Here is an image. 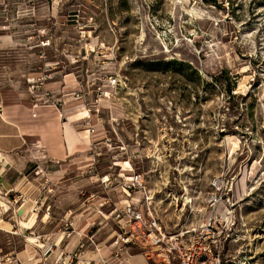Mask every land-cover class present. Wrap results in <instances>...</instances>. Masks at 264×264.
Masks as SVG:
<instances>
[{"label":"rangeland","instance_id":"374dc122","mask_svg":"<svg viewBox=\"0 0 264 264\" xmlns=\"http://www.w3.org/2000/svg\"><path fill=\"white\" fill-rule=\"evenodd\" d=\"M0 13L2 95L39 104L33 133L50 153L63 157L66 123L82 140L60 167L39 148L0 158V264L37 249L17 220L46 204L54 219L81 209L77 224L66 214L65 236L87 242L71 264L115 249L127 205L166 234L211 225L224 260L264 264V0H0Z\"/></svg>","mask_w":264,"mask_h":264},{"label":"crops","instance_id":"0c3cea01","mask_svg":"<svg viewBox=\"0 0 264 264\" xmlns=\"http://www.w3.org/2000/svg\"><path fill=\"white\" fill-rule=\"evenodd\" d=\"M8 38L9 36L2 37L0 35V50ZM10 88H13L14 91H10V95H8L10 97H8L6 94L2 95V87L0 86V158L5 160L4 158L6 157H9L10 159L12 157L13 159L14 156L16 157L15 159L19 160V154L21 155L24 153V156H26L24 157V162H27L28 159L32 160L35 159L36 156H39L40 152H35V149L39 148L43 153L41 155L45 158L47 168H53L56 167V165L59 167L64 166L66 163H75L79 158L78 153L80 152L79 150L82 144L81 132H77L74 127L71 126V122L62 125L61 143L63 149L61 155L63 157L61 158L58 156L59 153L56 152L50 153V150L57 151L56 147H54V142L49 140V143L44 145L40 141V138L33 133L35 125L32 123V111L34 110V107L39 106V104H31L32 102H30L27 97H22L21 94L16 92L15 87ZM49 107H51L52 114H55L56 111H59L60 113L63 111H60L57 102L49 104ZM10 168H12L15 173L17 172V175H22V169H19L20 167H18V165H10ZM72 178L73 177H71V179ZM5 184L8 185L7 182H5ZM50 208L51 206L49 204L43 206V216L41 219L37 218L35 220L34 216L36 215L30 212L32 209H29L30 214L28 212L29 216L27 215L26 220H17V225H21V228L25 230L27 233L26 235H28L25 241L28 242L31 248H37L36 250L24 248V250L19 253L20 259H18L20 264L32 262L34 264H40L42 261L46 264V262L53 263L55 260H57L56 264H58L63 256L73 257L76 255L77 259L85 256L86 250H83V244H86L87 242L83 240L81 234L72 233L69 236H65V233H67L65 232L66 224L69 222V217L66 214L72 212L73 216L70 219H72L73 222L71 223L77 224L75 218H81L80 207L62 206L60 208L61 210L59 209L61 215L56 219L50 216V213L52 212L50 211ZM44 212H47V215H44ZM35 228L38 229L34 230ZM33 239L35 241H28ZM131 250V247L123 249L121 257L114 259L112 264L153 263L142 253H132ZM113 252H115V249L100 254L99 263L103 264V260L107 259L108 256L110 257V254ZM80 262L81 261L79 260L78 264Z\"/></svg>","mask_w":264,"mask_h":264},{"label":"built area","instance_id":"2783aa9c","mask_svg":"<svg viewBox=\"0 0 264 264\" xmlns=\"http://www.w3.org/2000/svg\"><path fill=\"white\" fill-rule=\"evenodd\" d=\"M109 80L110 85L115 83V79L110 77ZM105 182H108L107 177H102L101 183ZM130 182L133 188L141 187V176H132ZM211 203H216V197L211 199ZM125 213L134 221L132 228L128 233H120L113 243L116 246L115 252L104 259L103 264H111L110 259L120 258L123 249L133 244L154 264H236L234 261L223 259L220 248L213 239L215 229L211 225H202L199 230L166 234L156 221L143 219L139 212L132 211L130 205L126 206ZM76 259V255L63 256L58 264H71Z\"/></svg>","mask_w":264,"mask_h":264}]
</instances>
